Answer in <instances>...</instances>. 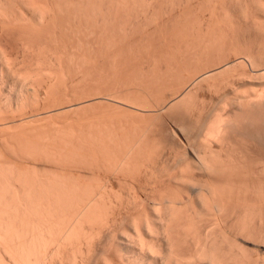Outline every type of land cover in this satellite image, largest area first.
<instances>
[{
	"label": "bare ground",
	"instance_id": "obj_1",
	"mask_svg": "<svg viewBox=\"0 0 264 264\" xmlns=\"http://www.w3.org/2000/svg\"><path fill=\"white\" fill-rule=\"evenodd\" d=\"M146 36L149 38L150 36H159L158 41L161 44L159 48L162 50L155 48L158 47V42H156L157 44L154 42L155 47L154 43L151 45L149 40L152 41V39H145L143 42L142 38H146ZM161 37L165 38L161 41ZM166 37L169 39L166 40ZM132 39L133 41H131ZM134 39L138 40L134 41ZM172 42L173 47L171 46ZM164 46L167 49H164ZM124 48L144 53L141 57L139 51L138 54L135 52L136 57L137 55L139 58L141 57L142 62H140H144V64H139L140 66L132 65L134 70L139 67L137 71H132L131 66L132 69L127 68L128 74L132 75L131 83L128 80L127 82H124L125 80L115 82L117 79L120 80L117 78L120 72L119 77L123 76L122 79L126 75L117 70L123 66L121 65L123 61L125 64V60H122L123 56H120L122 63L118 62L117 66L116 56L120 53L117 54V51ZM138 57L136 59L134 56L136 60H139ZM204 59L207 61V67L205 65L206 68H202L203 72L200 73L202 70H198L199 74H197L193 69H198V67L201 69L202 63H205ZM177 60L179 63L182 62V65L187 63L189 66V61H191L192 67L195 62L198 67L191 68V73L193 75L196 73L197 76L195 75L196 78L190 79L189 82L183 79V82L188 84L180 94L176 95V102L174 101L175 103L171 106L178 110L176 117H173L178 123V128H176L177 125L175 126L176 132L181 134L182 140L176 135L178 132H174L173 136L170 134L171 132L168 133L170 130L167 133L171 136H165L166 133L162 131L160 135L164 134L163 137L170 139L171 137L180 139L181 142L184 140V143L192 145V147L197 145L194 149L190 147L193 150L192 157L188 156L191 153L187 154L186 152H183V154L186 153L185 157L178 155L179 159L177 157L176 161H179L177 164L174 163L175 168H173L176 171L172 168L169 171H175L174 174L170 173L172 175L170 177L173 179V182L169 179L171 184L176 181L179 183L177 185H183L185 190L183 191L180 187L181 194H178L180 193L178 191L176 193V189L175 193H172V187L171 193L168 194L169 189H166V193L163 189L165 184H162V190L166 194L160 193L159 174L157 175L158 179L156 178L157 182L152 181H155L160 189L152 184L151 189L145 190L144 188L149 186L147 185L142 189L143 193H139L142 187L136 186L137 183L134 184L135 187L132 185L134 180L131 182L132 184L128 181L133 172H136L137 175V171L138 173L141 171L140 167L144 171L145 168L153 165H149V162L153 161V157H149V153L152 155V151L159 150L162 145L158 143V140H156L157 143H151L149 136L151 133L146 132L148 131L146 126V129H138L135 126L136 129L127 130L128 133H126L124 132L125 128L123 131L121 128L118 130L117 124L116 128V125L111 128L113 125L109 126V123L106 122L103 126H109L110 128L106 127V130L110 131L103 134L104 137L101 134L102 128L99 129L100 126L92 127V121H89L91 123V126L89 124L88 127L89 130L88 128L82 129V127H80L81 129H75L76 127L71 129L70 126V128H66L65 125H58L54 122L50 125L47 123V127L43 126L45 130L40 127L39 130L42 129L39 134L38 127L35 128L37 130L33 129L34 133L31 132V134H35L37 131V135H33L34 138H29L31 140L27 139L28 141L20 139L17 141L15 138H11L13 136L7 135V140L3 137L5 139L3 141H6L5 145L9 141L8 145L10 146L6 145L7 148L15 145L17 149H20L21 145H29L28 150L31 151L29 154L32 153V156L36 154L38 158L45 156L44 160L50 162L49 164L52 161V166L50 169H46V172L42 169L44 173L40 170L37 171V166H35L36 171H29V173L23 167H21L24 170L22 171L21 165L19 166L18 163L20 170L16 169L18 167L15 165L12 166L11 159H9L10 162L8 160V164L3 162L4 157L0 155V264H264V187L262 182L257 185V182H254L255 179H259L255 176L264 178V157H261V152L256 153L257 156H254L256 159L250 158L255 160H253L255 162L253 166L246 165V163L244 165L243 162H247V159H244L247 155L243 158L242 153L241 155L237 153L243 158L237 159L236 150L233 149L236 157L233 152L231 153L230 145L235 138L232 139L230 145H225L229 134L241 133V131L247 134L245 129L253 131L252 138L259 145L264 141L262 140V137L264 139V112H261L264 107H260L264 104V0H0V87L6 86L7 82L11 81L15 89H18L16 93L20 99L15 96L17 101L21 100L22 102L25 97H27L26 100L30 99L28 94H31L32 101H30L34 102V107H42L46 114L55 113L57 110L65 108L62 106L67 104L64 103L68 101V97H73L71 91L72 95L66 99V80L73 81L78 78V81L91 82L94 87L98 85H95L96 83L93 85L92 82L96 81L99 84L97 80L106 78L107 83L103 80L106 86L105 84H103L104 86L99 85L103 88L106 87V95L140 93V89L145 91L142 87L149 88L146 91H151L152 94L150 89L153 86L150 84L156 80H149L158 76L156 74H159L157 72L159 62L161 63L160 68L162 63H166L164 64L165 71L168 70L166 72L168 73L172 70L171 65L175 62L178 63ZM100 61L104 62V65L100 66L102 63ZM126 67L127 65L121 69L127 70ZM188 67L185 70L187 69L190 73ZM175 68L172 70L173 73L179 70V75H181L182 70L176 68V70L178 69L176 71ZM162 75H165H160L164 79ZM174 75H178V73ZM166 76L168 75L166 74ZM112 78L115 80L111 81ZM108 79H111L109 83ZM160 81L156 83L160 84ZM240 81L244 82L243 88L241 84V86H237V82ZM184 83L181 86H184ZM86 84L84 85L86 86ZM157 84L155 85L157 86ZM197 84L198 86H196ZM149 85L150 87H148ZM204 86L209 92L214 94L221 92L220 95L223 96L219 99L221 101L218 104L216 102V105L213 104L211 108L203 104V99L197 100L198 93L196 91ZM81 87L77 91L80 90L78 92L81 95L83 93L86 95L85 92H82L85 89ZM83 88L85 87L83 86ZM162 88L164 89V87ZM88 89L90 88L88 87ZM95 89L98 90L96 87ZM95 89L92 90L95 91ZM179 90L181 89L179 88ZM11 91L14 92V90ZM75 91L73 90V92ZM90 91L89 94H91ZM101 91L100 93L103 94L104 89ZM222 91L226 92L222 94ZM70 93L68 92V94ZM96 94L93 96H98ZM139 95L141 97L142 94ZM74 96L77 97L78 94L74 93ZM0 101L5 102L2 98ZM1 102L0 123L6 122L9 125L12 120L16 119L17 115L14 112L16 107L13 109L10 108L12 106L7 107ZM1 104L9 108L6 113ZM22 104L24 105L22 102L17 107L23 108ZM33 105L31 103V106ZM71 107L73 108L72 105ZM255 107L258 109L256 112L253 111ZM29 108L31 111L32 108ZM10 109H13L15 115H10ZM195 110H198L197 116L192 115ZM41 111H36L39 117L42 115ZM7 112L10 114L8 115ZM18 113L20 114V112ZM33 115L36 114L27 116L33 118ZM116 120L118 122L120 119ZM121 120L123 122V116ZM135 122L137 123V121ZM149 124L151 125V123ZM130 125L132 126V123ZM130 125H127L126 129ZM244 125L251 129L245 128ZM90 127L95 129L91 130ZM103 129L105 130V127ZM148 129L150 130V128ZM107 133L109 135L106 136ZM9 137L11 139H8ZM159 137L158 139L162 143L164 139L167 141L165 137L162 138L163 140ZM166 141H164L165 144L163 143L165 149L166 144H170L169 140ZM211 142L218 144L214 147ZM177 143L180 142L177 141ZM186 144L183 145L186 146ZM149 145H156V147L159 145V147L152 150ZM148 148L152 153L146 152ZM12 149H10L12 155L19 151L16 152L15 148ZM21 150L19 155L25 151V149ZM117 150V154H114V151ZM173 150H175L174 147ZM257 150L259 152V149ZM164 151H162V155L165 153ZM145 152L148 154V160L144 159ZM25 154L29 155L26 151ZM258 154H260L259 157ZM12 155L11 157H13ZM19 155L16 156L19 158ZM157 155L158 152L154 157L159 156ZM23 156L24 153L22 158L26 156ZM27 157L25 159H30ZM112 157L115 161L112 160ZM5 158L7 157L5 156ZM41 158L43 159V157ZM108 158L111 159L108 161ZM69 161L76 165H83V168L87 166L85 169L91 167L93 172L91 169L89 172L93 174L94 170H103L104 168L113 171V173L119 172L117 174L124 172L120 174L124 176L127 173L129 174L128 178L125 176L127 183L123 181V183L121 182L123 185L121 183L117 185L120 180H126L122 176L121 179L118 178L119 180L117 177L115 178L117 179L115 185L114 181L111 182L115 186L113 188L112 185H109V180L112 179L107 180L109 182L108 185L105 183L107 186L104 184L105 177V181H103L92 175L87 181L86 176V179L82 178L84 181L86 180L85 182L80 181L81 179H77L76 176L73 177L74 175L72 178L67 177V174H63L58 169L57 164L60 165L61 162L68 164ZM77 162L79 163L77 164ZM159 163L161 164L159 167L165 171L164 167L166 166L163 167L162 163ZM248 163H250L249 160ZM144 164L146 167H143ZM80 170L79 172H81ZM164 171L159 172L166 175L167 172L165 174ZM98 172L97 174H99ZM195 172L200 173L201 175H198L201 177H196ZM151 174L153 175V172ZM136 175L131 178L133 179ZM164 175L162 174L161 178ZM232 175L234 179L242 175L241 178L255 175L253 181L255 185H251L253 189L250 185L249 189H245L243 186L246 184L245 179V181L241 179L244 183L237 182V184H242L235 187L233 182L231 184L229 181V179L232 181ZM253 176H250L252 178L249 177V180L253 179ZM91 178L94 179L92 180L93 184H91ZM164 181L162 182L164 183ZM124 185L130 190L129 192L126 189L123 190L126 188ZM109 186L111 188H108ZM117 186L120 192L116 190ZM121 186L124 187L123 191H121ZM136 187L139 190L135 189ZM177 189L179 190V187ZM247 190L252 193L246 195L245 191ZM182 191L185 193L182 194ZM234 192L236 193L234 194Z\"/></svg>",
	"mask_w": 264,
	"mask_h": 264
},
{
	"label": "rangeland",
	"instance_id": "obj_2",
	"mask_svg": "<svg viewBox=\"0 0 264 264\" xmlns=\"http://www.w3.org/2000/svg\"><path fill=\"white\" fill-rule=\"evenodd\" d=\"M159 36H157V37H151L150 36V38H149V36H146V38L145 37H143L142 39H144V40H142L141 38V40L143 41V42H145V39H147V40H149V39H152V41H150L149 40V42H151V45H152V43H156V42H158V47H155V43H154V47L157 49H160V51L162 50L161 48H159V46L161 45V44H159V38H158ZM154 38V39H153ZM165 38V37H164ZM163 38V39H164ZM139 39V41H141ZM156 39H157V41H156ZM162 39V37H161V41L163 40ZM167 39H169V38H167L166 37V40ZM119 40H121V39H119ZM138 39H134V41H137ZM147 40H146V42H147ZM118 41V40H117ZM131 41H133V39L131 40ZM138 41V42H139ZM141 41V42H142ZM170 41V40H169ZM168 41V42H169ZM148 42V43H149ZM173 42H174V39H173ZM173 42H172V44H171V46L172 45H174L173 44ZM163 46V45H162ZM169 46V45H168ZM170 46V47H171ZM169 47V48H170ZM173 47V46H172ZM176 47V46H175ZM174 47V48H175ZM134 48V47H133ZM152 48V47H151ZM150 48V49H151ZM164 49H167L166 48V46H164L163 47ZM173 48V49H174ZM140 49V48H139ZM124 50V51H123ZM127 50H128V54H127ZM127 50H125V48L124 49H122V50H120V51H117V54L118 55H116L117 56V66L119 65L118 64V62H120V64L122 63L121 62V59L122 60H125V64H124V61H123V64H121V65H123V66H121V68H125V66L127 65V67H126V69L127 68H133L135 65H139V64H144V62L143 63H141L142 62V60H141V57H143V55H144V53L143 54H141L142 53V51L140 52L139 50H136V48H135V50L136 51H134L133 52V49H131V48H127ZM154 50V49H153ZM140 53H139V52ZM124 52H125V54H124ZM132 52V53H131ZM135 52H137V54L139 53L140 55H142L140 58L138 57V55H137V57H138V59L139 60H136L137 59V57H136V53ZM131 53V54H130ZM133 53H134V55H133ZM121 54H123V55H121ZM127 55H129V56H127ZM131 55H133V57H131ZM139 55V56H140ZM119 56V57H118ZM122 58H121V57ZM127 56V57H126ZM134 56H135V58H134ZM178 56V55H177ZM124 57H125V59H124ZM130 58V59H129ZM133 60H132V59ZM179 58V57H178ZM177 58V59H178ZM135 59V60H134ZM128 60V63L126 64V61ZM132 61V62H129V61ZM205 60V63H202L203 65L201 66V65H199V66H201L200 68L201 69H199V67H198V65L196 66V64H195V62H194V66L193 67H198V69L196 70V69H193L197 74H199V72H198V70H202V68H206L207 67V61H206V59H204ZM141 61V62H140ZM178 61V60H177ZM100 62H102V61H100ZM99 62V63H100ZM140 62V63H139ZM188 62V61H187ZM190 62V66L189 65H187V63H184L183 65L181 64V63H179V61H178V63H176L175 62V64H176V66H174L173 64L171 65V69L173 70L175 67L176 68H179L180 69V74L181 75H184V76H181V75H179V70L177 71L176 70V68H175V70L177 71V72H175V73H173V71L171 70V71H169V72H172V73H166L167 71H165V65L164 64H166V63H162V67L160 68V62H159V65L157 66V68H159L160 69V71H159V69H158V71L157 72H159V74L157 73L156 75H158L157 77H155V78H151V79H153V80H149V81H154V79L156 80L155 82H153V83H151L150 85L151 86H153V88H151L150 90H152V94H151V91H149V92H147L148 91V89L149 88H146V87H142V88H144V90L145 91H143V90H141L140 88H141V86L139 87V89H140V93L142 94L141 95V97H140V93L139 92H137V93H128V94H130V95H128V94H125L124 93V95L122 94V95H119V93L117 94L116 93V95L114 94V95H106V87H104L103 88V84H105V82L107 83V81H105L106 80V78H103V80L105 81H103V80H97L98 81V83L99 84H97V82L96 81H94V82H92L93 83V85L95 84V85H98V86H92V84H91V82L89 83V81H86V83H85V81H83V80H79L78 81V78L76 79V80H73V81H70V80H66V99H67V97L69 96V95H72L73 94V97L71 96H69L70 97V99H69V97H68V101H66V100H64V101H66L64 104H69V105H63L62 107H64L65 106V108H61V109H59V110H61V111H59V110H57L55 113H44L45 111L42 109V107L41 108H39V106H36V107H34L35 106V104H34V102H31L32 101V98H31V94L29 95L28 94V98L30 97V99H27L26 100V98L27 97H25V99H23V100H26V101H28V102H26V101H23L22 100V102L24 103V105L22 104V106H23V108H25V109H23V108H18L17 107V105H19L20 106V104L22 103L21 102V100H18L17 101V99H20V97L18 96L17 97V93H16V90H18L17 88L15 89V86L14 85H12L13 83L11 82V81H8V82H10V83H8L7 82V84H6V86L4 85V87L2 88V87H0V92H1V95H0V99L2 98V100L3 101H5V102H1L2 104H6L7 105V107H10V106H12V107H10V108H15L16 107V109H15V111L14 112H16V115L18 116V118H17V116H16V119H14V120H12L11 122L10 121H7L8 123L10 122V124L8 125L6 122H1L0 124V139H1V143H0V148H1V150H0V155L2 156V157H4L3 159V162H5V163H7L8 162V160L9 159H11L12 160V162H10L11 160H9V162L10 163H13V165L12 166H14L15 165V167H18V168H16V169H18V170H20V168L21 167H23L24 168V170L26 171H34L35 170V166H37L36 167V170L37 171H42V173H44V170H45V172L47 171L46 169H50V167L52 166V161H51V164H49L50 162H46L45 160H44V158L46 159V157L45 156H39V158H38V155L36 156V154H35V156H32V153H30L29 154V152H31L30 150H28L29 149V145H21V147H19L18 145V147L20 148V149H17V147H15V145H12L11 146V148H7L6 147V145L7 146H10V145H8V143H9V141H7L8 143L5 145L4 143H6V141H3V140H5L4 138H6V140H7V137L8 136H13V137H11L12 139H16L17 141L20 139V140H25V141H28V140H31L32 139V137L34 138V136L33 135H37V131H35V130H39V128L40 127H42L43 128V126L44 127H47L48 125H46L47 123H49V125L50 124H52V123H54L55 122V124H58V125H60V124H62L63 126L65 125L66 126V128H70L71 127V129H73V128H75V129H81L80 127H82V129L84 128V129H86V128H88L89 127V124H90V126H91V121H92V127L93 126H96V128H97V126H100L99 127V129H101L102 130V135L104 134L105 135V133L109 130H106V127H107V125L106 126H103V124L105 125L106 124V122H108L107 124L110 126V125H113V126H111V128L112 127H114L116 124L118 125V130L121 128L122 129V131H123V129L125 130L124 132H126V133H128L127 132V130H129V131H131L132 129L134 130V129H136L137 127H138V129H146V127H147V129L146 130H148V131H146L148 134H150L149 136L151 137V143H154V142H158V143H160V144H162L160 147H159V145H157V147H156V145H149V148L151 147L152 148V150L156 147V149L159 147V150H161V151H159V150H153L152 152L154 153L155 152V154H153L151 151H150V149L148 148V150L146 151L147 153L148 152H151L152 153V155L149 153V157H153L152 159H153V161H150L149 162V165L150 164H153L154 165V167H153V165L151 166L153 169L155 168V169H157L156 171H155V169L152 171L151 169H149V168H151L148 164V168L146 169V172H147V174H146V172H144L145 171V169H144V171H143V169H142V167H140L141 169H139V170H141V171H139V173H138V171H137V175H136V172L133 174L132 173V175L131 176H134V175H136L133 179L131 178V176L129 177V179L131 180H129L128 179V181L130 182V184H132L131 182L133 181V186L135 187V185H136V183H137V185L136 186H139V188L140 187H142V188H140V192L139 193H143L144 191L142 190L144 187H146L147 185H149L148 186V188L146 187V188H144L145 190H149V189H151V187H153V185H154V187L156 186H158L157 187V189H160L159 187V185H161V189L159 190L160 191V193L161 192H163V193H165V191H166V193H167V190L166 189H169L168 190V194H170L171 192L172 193H175V189H176V193H177V191L178 192H180L181 191V188H182V190L184 191L185 190V188H184V186L183 185H177V184H179V183H177L176 181H174V183H172L171 184V182H173L172 180L173 179H171V177L170 176H172V175H170V173L171 172H173V174L175 173V169H173V168H175L174 166H175V164H177V162L179 161H176L177 159V157H178V159H179V156L178 155H181L180 157H185L184 155L187 153H191V154H188V156H190V157H192L193 155H192V148L194 149L197 145H194L195 147H192V145H187L186 143H184V140L182 141L183 142V144H186V146H187V148H186V146L185 145H183V144H181L180 145V143H182L181 141H179L180 139L182 140V138H181V134L178 132H176V128H178V123H176L177 121H175L176 120V118L174 119V117H176V113H177V111L178 110H176V109H174V108H171V106L173 105V103H175L176 102V100H175V97H176V95L177 94H180L181 92H182V90L184 89V87L188 84L187 82H183V79L185 80V81H190V79L191 80H193L194 79V77H195V75H196V73L193 75L191 72H192V69L191 68H193L192 67V65H191V61H189ZM193 62V61H192ZM106 63V62H105ZM133 63V64H132ZM101 65L100 66H102V65H104V62H102V63H100ZM131 64V65H130ZM135 64V65H134ZM157 64V63H156ZM125 65V66H124ZM132 65H134V66H132ZM206 65V67H204ZM210 65V63L208 62V66ZM131 66V67H130ZM140 66V65H139ZM189 66V67H188ZM188 67V70L190 71V73L187 71V69L185 70V68H187ZM120 67H119V69H117L118 71H122V74L124 73V74H126V75H124V79H122L121 77H123V76H120L119 77V75H120V73H119V75L117 76V78H119L120 80H115V79H113V80H111V79H108V83H109V80H111V81H114L115 80V82H120L121 80H122V82H123V80H125L124 82H127V80H128V82L130 81V83L132 82L131 80H132V75H130V74H128L129 72H128V69L127 70H122ZM123 68V69H124ZM131 68V69H132ZM136 68H137V66H136ZM139 68V67H138ZM138 68L137 69H135L134 70V68H133V70L132 71H137L138 70ZM191 69V70H190ZM162 70V71H161ZM164 70V71H163ZM170 70V69H169ZM129 71H130V69H129ZM194 71H193V73H194ZM162 72V73H161ZM164 72V73H163ZM185 72H188V73H185ZM203 72V70L200 72V73H202ZM168 75V76H166V74ZM178 73V75H174V74H177ZM185 73V74H184ZM161 74H164L165 76H163L164 77V79H162L161 78ZM189 76H187V75ZM193 77H191V76ZM128 76H129V79H128ZM180 77V79H178L179 77ZM197 76V75H196ZM184 77V78H183ZM116 78V77H115ZM172 78H174V79H172ZM187 78H189L188 80H187ZM196 78V77H195ZM102 79V78H101ZM134 79V78H133ZM148 79V78H147ZM150 79V78H149ZM176 79V81H174ZM182 79V81L180 82V80ZM135 81H136V79H134ZM161 80V81H160ZM75 81V82H74ZM83 81V82H82ZM100 81H102L101 83H100ZM147 81V80H146ZM157 81H160L159 83L161 84H157L158 82ZM165 81V82H164ZM71 82V83H70ZM80 84H79V83ZM157 82V83H156ZM168 82V83H167ZM172 82V83H171ZM176 82V83H175ZM241 82V81H240ZM237 82V86H239L240 84L242 85V88H243V83L244 82ZM12 83V84H11ZM67 83H68V86H67ZM75 83V84H74ZM81 83H82V85H81ZM86 84V86L84 85V84ZM157 84V86L160 88H158L155 84ZM167 83V84H166ZM170 83H171V85H170ZM178 83V84H177ZM184 83V86H181L182 84ZM89 84V85H88ZM91 84V85H90ZM164 84H166L165 86H164ZM174 84V85H173ZM69 85H70V88H69ZM72 85H74V86H72ZM77 85V86H76ZM99 85H103L102 87L101 86H99ZM150 85L148 86V87H150ZM177 85V86H176ZM240 85V86H241ZM82 86V87H81ZM83 86L85 87V88H83ZM105 86H106V84H105ZM155 86V87H154ZM176 86V87H175ZM196 86H198V84L196 85ZM200 86V85H199ZM13 87V88H12ZM73 88V90L75 91V92H73V90H72V88ZM82 88V89H85V90H83L82 91V89H81V91L82 92H85L86 93V95H84V93L81 95L80 94V92H78V91H80V90H78L77 91V89L78 88ZM88 87L90 88V89H88ZM95 87L96 88H98V90L97 89H95ZM101 87V88H100ZM128 87V86H127ZM129 87H131V86H129ZM162 87H164V89L162 88ZM166 87H168V88H166ZM2 88V89H1ZM12 88V89H11ZM100 88V89H99ZM179 88L181 89V90H179ZM198 88V87H197ZM70 91H69V90ZM92 89H95V91L94 90H92ZM104 89V91H103V94L102 93H100V91L101 90H103ZM162 89V90H161ZM169 89H170V91H169ZM177 89V90H176ZM11 90H14V92L13 91H11ZM91 90V91H90ZM147 90V91H146ZM154 90V91H153ZM156 90V91H155ZM206 90H207V88L204 86V87H202V88H200V89H197V100H201V99H203V104H206L207 106H208V108H211L212 107V105L213 104H215L216 105V102H217V104L221 101H219V99H221V97H223L222 95H220L221 94V92L220 93H216V94H214L213 92L211 93V92H209V90H207V92H206ZM9 91H11V92H9ZM72 91V94L70 93ZM89 91L91 92V94H89ZM94 93H93V92ZM99 91V92H98ZM143 91V92H142ZM159 91V92H158ZM168 91V92H167ZM204 93H203V92ZM10 94H9V93ZM13 92V93H12ZM68 92L70 93V94H68ZM88 92V93H87ZM102 92V91H101ZM146 92V93H145ZM157 92V93H156ZM224 91H222V94H224L223 93ZM15 93V94H14ZM74 93H75V95L76 94H78V96L80 97V96H82V97H75L74 96ZM96 93H99V94H96ZM145 95H144V94ZM14 94V95H13ZM87 94H89V95H87ZM93 94H96V95H98V96H93ZM102 96H101V95ZM105 94V95H104ZM134 94V95H133ZM136 94H138V95H136ZM148 94V95H147ZM167 94H168V96H167ZM174 94V95H173ZM210 94V95H209ZM219 94V96H217ZM8 95V96H7ZM84 95V96H83ZM132 95V96H131ZM144 95V96H143ZM212 95V96H211ZM13 96V97H12ZM17 97V99H16V97ZM91 96V97H90ZM104 96H106V97H104ZM113 96V97H112ZM130 96V97H129ZM148 96H150V97H152V98H148ZM170 96V97H169ZM199 96V97H198ZM202 96V97H201ZM208 96H210V97H208ZM77 99V101H75L76 99ZM119 97V98H118ZM134 97V98H133ZM204 97V98H203ZM6 98V99H5ZM73 98V99H72ZM82 98H83V101H82ZM86 98H87V100H86ZM98 98V99H97ZM144 98V99H143ZM174 98V99H173ZM201 98V99H200ZM216 98V99H215ZM72 99V100H71ZM79 99H81V100H79ZM89 99V100H88ZM96 99V100H95ZM107 99V100H106ZM135 99V100H134ZM151 99V100H150ZM155 99V100H154ZM158 99V100H157ZM162 99V100H161ZM168 99V100H167ZM205 99V100H204ZM31 100V101H30ZM74 100V101H73ZM93 100V101H92ZM101 100V101H100ZM139 100V101H138ZM212 100V101H211ZM217 100V101H216ZM85 101V102H84ZM99 101V102H98ZM103 101V102H102ZM109 101V102H108ZM113 101V102H112ZM145 101V102H144ZM172 101V102H171ZM175 101V102H174ZM214 101V102H213ZM21 102V103H20ZM80 102V103H79ZM82 102V103H81ZM89 102V103H88ZM122 102V103H121ZM153 102H155V103H153ZM20 103V104H19ZM28 103V104H27ZM31 103H32V105L33 106H31ZM71 103V104H70ZM84 103V104H83ZM140 103V104H139ZM149 103H150V105H149ZM153 103V104H152ZM162 103V104H161ZM2 104H1V106H2ZM16 104V105H15ZM74 104V105H73ZM75 104H77V105H75ZM82 104V105H81ZM110 106H109V105ZM159 104H161V107H159L160 105ZM10 105V106H9ZM28 107H27V106ZM71 105L73 106V108L71 107ZM78 105H80L79 107H78ZM205 105V106H206ZM210 105V106H209ZM67 106H68V108H67ZM77 106V107H76ZM102 106V107H101ZM151 106V107H150ZM165 106V107H164ZM206 106V107H207ZM6 106L4 105V106H2V108H4L5 109V113H6V110L7 109H9V108H5ZM29 107H31L32 109H31V111L29 110L30 108ZM35 109H34V108ZM37 107H38V110H37ZM71 107V108H70ZM97 107V108H96ZM112 108V109H110V108ZM118 107V109H116ZM155 107V108H154ZM260 107H264V104L262 105V106H260ZM260 107H259V110H261L260 109ZM1 108V109H2ZM17 108H18V110H17ZM26 108H27V110H26ZM157 108V109H156ZM160 108V109H159ZM161 108H163V109H161ZM258 108V107H257ZM3 109V110H4ZM13 109L11 110H9V112H11V114L9 113V112H7V114L9 115H12V114H14V112H13ZM100 109H101V112H103V113H101L100 112ZM115 111H114V110ZM122 109V110H121ZM130 109H133V110H130ZM144 111H143V110ZM2 110V111H3ZM22 110V111H21ZM24 110V111H23ZM40 111V110H42L41 112L42 113H40V114H42V115H40V117L38 116L39 114H37L38 112H36V111ZM83 110V111H82ZM116 110H118V111H116ZM125 110V111H124ZM136 110V111H135ZM155 110V111H154ZM34 113H33V112ZM59 111V112H58ZM92 111H93V113H92ZM104 111H106V112H104ZM133 111V112H132ZM134 111H135V113H134ZM253 111H258V109H256V107L254 108V110ZM264 112V109L263 110H261V112ZM13 112V113H12ZM18 112H20V114L18 113ZM22 112V113H21ZM80 112V113H79ZM86 112V113H85ZM97 112V113H96ZM118 114H117V113ZM131 112H132V114H131ZM136 112H138V113H136ZM141 112V113H140ZM143 112V113H142ZM262 112V113H263ZM75 113V114H74ZM109 113V114H108ZM123 113V115H121ZM126 113V114H125ZM127 113H129L128 115H127ZM141 115H140V114ZM146 115H145V114ZM21 114H23V115H21ZM26 114V115H25ZM30 114V115H29ZM32 114H36L33 118H31V117H28V116H31ZM44 114V115H43ZM45 114H46V116H45ZM80 114V115H79ZM84 115V117H83V115ZM124 114H125V116H127V117H125L124 116ZM197 114H198V110H195L194 112H192V115H194V116H197ZM15 115V114H14ZM21 115V116H20ZM28 115V116H27ZM72 115V116H71ZM86 115V116H85ZM97 115H98V117H97ZM100 115V116H99ZM119 115V116H118ZM150 115V116H149ZM24 116V117H23ZM93 116V117H92ZM103 116V117H102ZM106 116V117H105ZM120 116H121V118H122V116H123V122H122V120H121V118H120ZM132 116V117H131ZM134 116V117H133ZM152 116V117H151ZM174 116V117H173ZM27 117H28V119H27ZM55 117V118H54ZM77 117H80V118H77ZM107 117H109V118H107ZM142 117V118H141ZM74 118V119H73ZM76 118H77V120H76ZM86 120H85V119ZM103 118V119H102ZM107 118V119H106ZM152 118H154L153 120H152ZM263 118H264V113H263ZM19 119V120H18ZM22 119V120H21ZM58 119V120H57ZM116 119H120V120H118V122H120V123H118L117 122V120ZM125 119V120H124ZM127 119H129V120H127ZM131 119H133V120H131ZM135 119H137V120H135ZM151 119V120H150ZM69 120V121H68ZM107 120V121H106ZM113 120V121H112ZM143 120H145V121H143ZM149 120V121H148ZM14 121V122H13ZM16 121V122H15ZM22 121V122H21ZM82 121V122H81ZM90 121V122H89ZM110 121V122H109ZM114 121H115V123H114ZM135 121H137V123L135 122ZM141 121H143V122H145V123H141ZM175 121V123H173ZM18 122V123H17ZM43 122V123H42ZM51 122V123H50ZM65 122V123H64ZM72 122V123H71ZM95 122V123H94ZM98 122H100V123H98ZM104 122V123H103ZM112 122V123H111ZM130 122V123H129ZM134 122H135V124H134ZM138 122H140V123H138ZM165 122V123H164ZM5 123V124H4ZM12 123V124H11ZM79 123H80V125H79ZM84 123H87V124H84ZM98 123V124H97ZM132 123V126L130 125ZM149 123H151V125L149 124ZM161 123V124H160ZM163 123V124H162ZM169 123V124H168ZM3 124V125H2ZM42 124V125H41ZM81 124H82V126H81ZM140 124V125H139ZM143 124H145L144 125V127H143ZM147 124H149L148 126H147ZM7 125V126H6ZM61 125V126H62ZM76 125V126H75ZM79 125V126H78ZM86 125V126H85ZM117 125L115 126V128L117 127ZM127 125H130V126H128L127 127V129H126V126ZM137 125H139V126H137ZM161 125V126H160ZM163 125V126H162ZM174 125V126H173ZM177 125V127L175 128V126ZM70 126V127H69ZM84 126V127H83ZM102 126V127H101ZM108 126V127H109ZM136 126V128H134ZM142 126V127H141ZM146 126V127H145ZM171 126V127H170ZM245 126V125H244ZM19 127V128H18ZM36 127H38L37 129H35ZM92 127H90V128H92ZM105 127V130L103 129ZM107 127V128H108ZM130 127V128H129ZM132 127V128H131ZM151 127H152V129H151ZM154 127H156V128H154ZM166 127V128H165ZM168 127V128H167ZM247 126H245V128H246ZM7 128V129H6ZM41 128V129H42ZM110 128V127H109ZM115 128H113L114 130H116V131H118L117 129H115ZM129 128V129H128ZM148 128H150V130L148 129ZM158 128V129H157ZM170 128V129H169ZM175 128V129H174ZM244 128V129H245ZM15 131H14V130ZM30 129V131H28ZM33 129H35L34 131L36 132L35 134H31V132L33 131ZM40 129V130H41ZM44 130H45V128H43ZM93 129H95V128H92L91 130H93ZM155 129V130H154ZM174 129V130H173ZM247 129H251V128H249V127H247ZM40 130L38 131V134H39V132H40ZM88 130H89V128H88ZM152 130V131H151ZM164 130H165V132H164ZM168 130H170V131H168ZM172 130V131H171ZM3 131H5V132H3ZM86 132H87V130H85ZM110 131V130H109ZM121 131V132H122ZM156 131V132H155ZM161 131L163 132V133H166L165 134V136H169L170 134L171 135H173V134H175V133H177L176 135H178L179 137L178 138H180V139H176L175 137V139H173V137H171V139L170 138H167V137H165L166 139H167V141L169 140V143L170 144H166V149H165V142L164 141H166L165 139L163 140L162 138H164L163 137V135L161 136L160 134H161ZM167 131H168V133H170V134H168L167 133ZM245 131H246V133L247 134H245L243 131H241V133L240 132H235V133H231V134H229L228 135V137H227V139H226V142H225V145H230L231 144V141H232V139L233 138H235V140H233L232 141V145H230V149H232L231 150V153L234 151V150H236L235 151V153H236V155H237V153H238V155H241V153H242V157L244 158V156H246L244 159L246 160L247 159V162H245L244 160V162H243V164L244 163H246V165H252L253 166V164L255 163L254 161V159H256L254 156L256 155L257 156V154L256 153H260L261 152V157H264V141L263 142H261V143H263V144H258L255 140H253V138H252V135L251 134H253V131L252 130H246L245 129ZM8 132V133H7ZM12 132V133H11ZM24 132H29V133H24ZM89 132V131H88ZM104 132V133H103ZM113 132H115V131H113ZM152 132H154L153 134H152ZM157 132H159V133H157ZM175 132V133H174ZM6 133V134H5ZM13 133H15V134H13ZM32 133H34V132H32ZM250 133V135H248ZM11 134H13V135H11ZM22 134V135H21ZM24 134V135H23ZM155 134V135H154ZM156 134H158V135H156ZM180 134V135H179ZM239 134V135H238ZM241 134V135H240ZM4 135V136H3ZM8 135V136H7ZM15 135V136H14ZM20 135V136H19ZM29 135V136H28ZM101 135V136H102ZM103 135V136H104ZM107 135H109L108 133L106 134V136ZM170 135V136H171ZM175 135V136H176ZM238 135V136H237ZM246 135V136H245ZM19 136V137H18ZM23 136V137H22ZM26 136H27V138H26ZM90 136V135H89ZM102 136V137H103ZM152 136H155L154 138L152 137ZM161 137V140H163V143L160 141V139H158V137ZM174 136V135H173ZM235 136V137H234ZM237 136V137H236ZM4 137V138H3ZM21 137V138H20ZM87 137V136H86ZM85 137V138H86ZM105 137V136H104ZM156 137H157V139H156ZM159 137V138H160ZM245 137V138H244ZM10 137L8 138V139H11ZM18 138V139H17ZM26 138V139H25ZM29 138H31V139H29ZM88 138V137H87ZM239 140H238V139ZM243 138V139H242ZM247 138V139H246ZM251 138V139H250ZM28 139V140H27ZM90 139V138H89ZM88 139V140H89ZM94 139V138H93ZM93 139H91V140H93ZM242 139V140H241ZM155 140V141H154ZM156 140H158V141H156ZM175 142H174V141ZM238 140V141H237ZM248 140V141H247ZM262 140H264L263 139V137H262ZM153 141V142H152ZM166 141V142H167ZM173 141V142H172ZM177 141L178 142H180V143H177ZM236 141V142H235ZM242 142V143H241ZM173 143H174V145H173ZM258 145H257V144ZM177 144H179V145H177ZM211 144H214V145H212V146H214V147H216V144H218V143H213V142H211ZM241 144V145H240ZM251 144V145H250ZM2 145V146H1ZM220 145V144H219ZM235 145V146H234ZM247 145H249V146H247ZM13 146H14V148H15V150H14V148H13ZM154 146V147H153ZM164 146V147H163ZM169 146V147H168ZM171 146H173L174 147V149L175 150H173V147L171 148ZM23 147H25V148H23ZM148 147V146H147ZM177 147V148H176ZM184 147H185V149H184ZM189 147V148H188ZM190 147H192V148H190ZM217 147H218V145H217ZM233 147H236V148H233ZM13 148V149H12ZM23 148V149H22ZM162 148H164V150H162ZM169 148V149H168ZM180 150H179V149ZM243 148V149H242ZM3 149V150H2ZM10 149H12V150H14V151H20L21 149V151H24V149H25V151H26V153H28L29 155H27V154H25V151L23 152L24 153V156H25V158L27 157V158H32L31 160L30 159H25V158H22V154L23 153H21L20 155H21V157H20V155H19V151L17 152V154H15L14 153V151H13V153L15 154V156H14V154L12 155V151H10ZM182 149V150H181ZM191 149V150H190ZM234 149V150H233ZM257 149H259V152H258V150ZM9 150V151H8ZM170 150V151H169ZM178 150V151H177ZM185 150V151H184ZM187 150V151H186ZM190 150V151H189ZM241 150V151H240ZM249 150V151H248ZM263 150V151H262ZM7 153H6V152ZM162 151H164L165 153H163V155H162ZM174 151V152H173ZM182 151V152H181ZM2 152H4V153H2ZM10 152V153H9ZM112 152V151H111ZM110 152V155H112V153ZM116 152H118V150L117 151H114V154L116 153ZM145 152V156H144V159H147L148 160V158L149 157H147L148 156V154ZM156 152H158V157H154L155 155H156ZM160 152V153H159ZM169 152V153H168ZM173 152V153H172ZM180 152V153H179ZM183 152H186V153H184L183 154ZM250 154H249V153ZM169 154V156H167L168 154ZM235 153L233 152V155H235ZM117 154V153H116ZM165 154H166V159H165ZM171 154V155H170ZM173 154H177V155H174L175 156V159H174V156H173ZM183 154V155H182ZM244 154V155H243ZM11 155L13 156V157H11ZM16 155H19V158L16 156ZM162 155V156H161ZM236 155H235V157H236ZM237 155V159L240 157L241 159H243L241 156H238ZM259 155L260 154H258V157H259ZM0 156V157H1ZM5 156L7 157V158H5ZM23 156V157H24ZM30 156H32V157H30ZM161 156V157H160ZM9 157V158H8ZM36 157V158H35ZM41 157H43V159L41 158ZM147 157V158H146ZM14 158H16V159H14ZM22 158V159H21ZM250 158H254V159H250ZM1 159V158H0ZM7 159V160H6ZM18 159V160H17ZM20 159V160H19ZM42 161H41V160ZM111 159V158H110ZM109 158H108V161L110 160ZM156 161H155V160ZM158 159V160H157ZM165 159V160H164ZM168 159V160H167ZM181 159V158H180ZM40 160V161H39ZM112 160L113 161H115L114 159H113V157H112ZM149 160H151V159H149ZM163 160H164V162H163ZM248 160H249V162L250 163H248ZM251 160V161H250ZM254 160V161H253ZM1 161V160H0ZM33 161V162H32ZM47 161H48V159H47ZM50 161V160H49ZM145 161V160H144ZM155 161V162H154ZM167 161V162H166ZM171 161H173V162H171ZM242 161V160H241ZM257 162H258V160H256ZM21 162V163H20ZM71 161H69V163L68 164H66V162H61V164L59 165V164H57V166H58V169L63 173V174H67L66 176L68 177V176H70L71 178H72V176L73 177H75L76 176V178L78 179L79 178V180L80 181H82L83 179L82 178H84V179H86L85 177L87 176V181L88 180H90L89 178L93 175V177L95 176V177H98L97 179H101V180H103V181H107L108 179H112V180H109V182H110V184L109 185H112L111 187L113 188V187H115V186H113V184L115 185L117 182H115L118 178L119 179H121V176L122 177H124L123 179H126V180H120V182L119 183H117V185L119 184L120 185V183L122 182L123 183V181H127V178H128V175L129 174H125V176H127V178H125V176L124 175H120V174H123L124 172H121L120 174H117V173H119V172H115V173H113V171L111 172V170H106L105 168L102 170H94L95 171V173L93 174L92 172H93V170L91 169V167L89 168V169H91V171L92 172H89L90 170L89 169H85V167H87V166H84V168H83V165L81 166V165H79L78 163L79 162H77V164L80 166H78V165H76V164H73L72 162L70 163ZM154 162V163H153ZM159 162H163L162 163V166L164 167V166H166V167H164L165 168V171H164V169L162 168V167H159V165L161 166V164L159 163ZM171 162V163H170ZM176 162V163H175ZM253 162V163H252ZM17 163L19 164V166H20V168H19V166L17 165ZM32 163V164H31ZM146 163H148V161H146ZM173 163V164H172ZM175 163V164H174ZM252 163V164H251ZM8 164V163H7ZM47 164H49V165H47ZM64 164V165H63ZM73 164V165H72ZM17 165V166H16ZM32 165H33V168H32ZM145 165V166H144ZM143 165V167H146V164H144ZM171 165H172V167H171ZM245 165V164H244ZM30 166V167H29ZM69 166V167H68ZM72 166V167H71ZM76 166V167H75ZM167 166H168V168H167ZM26 167V168H25ZM62 167V168H61ZM65 167H67V168H65ZM71 167V168H70ZM78 167V168H77ZM81 167H82V169H81ZM106 167V166H105ZM23 168H21V170L22 171H24L23 170ZM39 168V169H38ZM107 168H108V166H107ZM166 168L168 169V171L166 170ZM170 168H172L173 170H175V171H171V172H169L170 170H172V169H170ZM29 169V170H28ZM32 169V170H31ZM42 169H44V170H42ZM68 169V170H67ZM81 169V170H80ZM161 169V170H160ZM35 170V171H36ZM65 170V171H64ZM74 170H75V172H74ZM79 170L81 171V172H79ZM152 173L153 172V175L149 172V171ZM99 171V172H98ZM100 171H102V172H100ZM159 171H164L165 172V174H166V172H167V174L166 175H164V173H162L163 175H164V177L166 178H164L163 176H162V178H161V172H159ZM65 172H69V173H65ZM72 172V173H71ZM97 172L100 174H97ZM107 172H109V173H107ZM142 172V173H141ZM149 172V173H148ZM155 172H157L156 174H154ZM168 172H169V174H168ZM30 173V172H29ZM38 173H40V172H38ZM82 173V174H81ZM112 173V174H111ZM69 174V175H68ZM72 174V175H71ZM89 174V175H88ZM107 174H108V176H107ZM115 174V175H114ZM149 174H151V175H149ZM159 174V175H158ZM161 174V175H160ZM198 174H200V173H196L195 172V176L197 177V176H199V178L201 177L200 175H198ZM78 175V176H77ZM83 175H85V176H83ZM98 175V176H97ZM109 175H111L112 176V178H111V176H109ZM118 175V176H117ZM146 175V176H145ZM157 175L158 176H160V178H161V181H160V178H159V185H156L155 183L157 182L156 181V178H157ZM169 177H168V176ZM81 176V177H80ZM103 176V178H101ZM140 176V177H139ZM143 176V177H142ZM149 176V177H148ZM152 176V177H151ZM155 176V177H154ZM177 176H180V175H177ZM181 176H183V175H181ZM233 176V175H232ZM250 176H253V175H250ZM249 175L246 177V176H244V178H241V177H243V175L240 177V176H238V177H235L236 179H234V176H233V178H232V181L229 179V181H230V183L232 184V182H233V184L235 185V187H237L236 185H240V184H242V183H244V181H245V183L246 184H244L243 186H245V189H249V185H250V187L252 188L253 186H251L252 184H253V181H254V179H255V177L258 179V180H256L255 179V183H256V185L258 184V183H261L262 182V186L264 187V178H262V177H257V176H253V179H250L249 180V177H250ZM100 177V178H99ZM104 177H105V180H104ZM108 177V178H107ZM117 177V179H115ZM147 177V178H146ZM151 177V178H150ZM239 177H240V180H239ZM107 178V179H106ZM164 178V179H163ZM247 178V179H246ZM250 178H252V177H250ZM115 179V180H114ZM118 179V180H119ZM138 179V180H137ZM145 181H144V180ZM147 179H148V181H147ZM158 179V178H157ZM169 179H171V182H170V180ZM241 179H245L244 181L242 180L241 181ZM92 180H94L93 178H91V184H93V181ZM151 180V181H150ZM152 180H155L154 182L152 181ZM163 180H165L164 181V183L162 182ZM259 180H262V181H260L259 182ZM84 181V180H83ZM86 181V180H85ZM84 181V182H85ZM102 181V182H103ZM104 182V184L106 183L107 185H108V181L107 182ZM112 181H114V183L112 184L111 182ZM137 181V182H136ZM239 181H241L242 183H238L237 184V182H239ZM124 182V183H125ZM149 182V183H148ZM162 182V183H161ZM251 182V183H250ZM86 183H88V182H86ZM90 183V182H89ZM94 183H95V181H94ZM121 183V185H123ZM127 183V182H126ZM139 183H142V184H139ZM250 183V184H249ZM105 184V185H106ZM135 184V185H134ZM145 184V185H144ZM153 184V185H152ZM158 184V183H157ZM162 184H165V185H163V187H165V188H163L162 187ZM175 184V185H174ZM230 184V185H231ZM106 185V186H107ZM167 185H169L168 187H170V188H168L167 187ZM171 185V186H170ZM247 185V186H246ZM253 185H255V184H253ZM125 187H126V185H124ZM179 187V190L177 189V188H175V187ZM232 186V185H231ZM110 186L108 187V188H111ZM167 187V188H166ZM173 187V188H172ZM181 187V188H180ZM240 187V186H239ZM248 187V188H247ZM119 188H120V186H119ZM124 188V187H123ZM122 188V186H121V191H123V190H125L126 189V191L128 190L127 189V187L126 188H124L123 189ZM162 188L165 190V191H163L162 190ZM173 190H172V189ZM241 188V187H240ZM244 187H242V189H243ZM250 188V189H251ZM123 189V190H122ZM135 189H138L137 187L135 188ZM170 189H171V192H170ZM253 189V188H252ZM116 190H118V192H120V190L118 189V186L116 187ZM139 190V189H138ZM142 190V191H141ZM162 190V191H161ZM244 190V189H243ZM130 190H128V192H129ZM159 191H158V193H159ZM174 191V192H173ZM182 191V194H184L185 192H183ZM250 191V190H249ZM251 191H253V190H251ZM114 192H115V188H114ZM117 192V191H116ZM125 192V191H124ZM124 192H121V193H124ZM150 192H152V191H150ZM247 194L246 195H249V193L251 194L252 192H248V190L247 191H245ZM127 193V192H126ZM155 193H157V191H155ZM165 193V194H166ZM236 192H234V194H235ZM125 194V193H124ZM178 194H181V192L180 193H178ZM239 194H240V192H239ZM186 195V194H185ZM241 195H243L242 193H241Z\"/></svg>",
	"mask_w": 264,
	"mask_h": 264
}]
</instances>
